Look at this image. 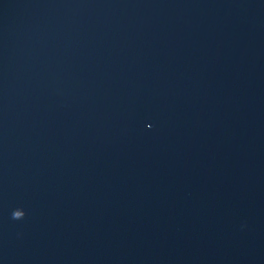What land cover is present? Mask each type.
<instances>
[{
    "label": "water",
    "instance_id": "1",
    "mask_svg": "<svg viewBox=\"0 0 264 264\" xmlns=\"http://www.w3.org/2000/svg\"><path fill=\"white\" fill-rule=\"evenodd\" d=\"M0 264H264V0H0Z\"/></svg>",
    "mask_w": 264,
    "mask_h": 264
},
{
    "label": "clouds",
    "instance_id": "2",
    "mask_svg": "<svg viewBox=\"0 0 264 264\" xmlns=\"http://www.w3.org/2000/svg\"><path fill=\"white\" fill-rule=\"evenodd\" d=\"M23 212H24V210H23ZM24 215H25V212H24ZM22 217L21 216H18L17 213L15 212V210L13 211V218H17L18 219V218H22Z\"/></svg>",
    "mask_w": 264,
    "mask_h": 264
}]
</instances>
